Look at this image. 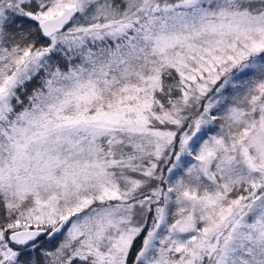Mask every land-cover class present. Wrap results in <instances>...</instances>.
Returning a JSON list of instances; mask_svg holds the SVG:
<instances>
[{"label": "snow or ice", "instance_id": "snow-or-ice-1", "mask_svg": "<svg viewBox=\"0 0 264 264\" xmlns=\"http://www.w3.org/2000/svg\"><path fill=\"white\" fill-rule=\"evenodd\" d=\"M0 264H264V0H0Z\"/></svg>", "mask_w": 264, "mask_h": 264}]
</instances>
